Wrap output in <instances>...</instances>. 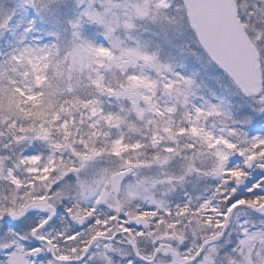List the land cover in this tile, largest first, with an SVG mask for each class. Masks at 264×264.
I'll return each instance as SVG.
<instances>
[{"label": "snow or ice", "instance_id": "1", "mask_svg": "<svg viewBox=\"0 0 264 264\" xmlns=\"http://www.w3.org/2000/svg\"><path fill=\"white\" fill-rule=\"evenodd\" d=\"M0 264H264V0H0Z\"/></svg>", "mask_w": 264, "mask_h": 264}]
</instances>
